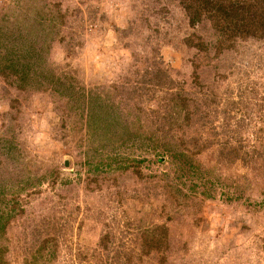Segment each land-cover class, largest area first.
<instances>
[{
    "label": "rangeland",
    "instance_id": "rangeland-1",
    "mask_svg": "<svg viewBox=\"0 0 264 264\" xmlns=\"http://www.w3.org/2000/svg\"><path fill=\"white\" fill-rule=\"evenodd\" d=\"M0 264H264V0H0Z\"/></svg>",
    "mask_w": 264,
    "mask_h": 264
}]
</instances>
